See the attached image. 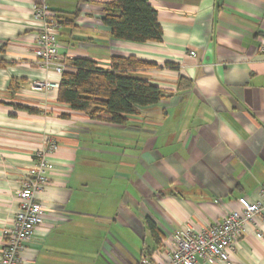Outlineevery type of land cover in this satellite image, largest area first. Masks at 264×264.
Segmentation results:
<instances>
[{"label": "crops", "instance_id": "crops-1", "mask_svg": "<svg viewBox=\"0 0 264 264\" xmlns=\"http://www.w3.org/2000/svg\"><path fill=\"white\" fill-rule=\"evenodd\" d=\"M38 1L0 0V257L21 184L49 140L59 148L37 195L46 215L22 264H140L144 256L167 263L175 232L221 223L239 198L259 194L264 0H149L163 29L162 41L149 43L112 36L102 15L113 0H46L65 61L157 65L138 76L171 96L121 125L71 111L58 90H32L62 77L33 63ZM181 77L191 87L179 90ZM230 261L264 264V215L246 224Z\"/></svg>", "mask_w": 264, "mask_h": 264}, {"label": "built area", "instance_id": "built-area-1", "mask_svg": "<svg viewBox=\"0 0 264 264\" xmlns=\"http://www.w3.org/2000/svg\"><path fill=\"white\" fill-rule=\"evenodd\" d=\"M34 21L40 26V34L33 52V63L44 69H53L61 75L68 70V62L59 54L58 34L60 22L53 15L46 0H39L34 6ZM264 53V39L260 46ZM191 56L196 57L192 52ZM60 81H38L32 90L47 93L59 90ZM58 143L47 142V148L38 154V162L25 176L19 191L20 205L13 223L4 231L0 264H22V252L25 244L32 240L35 231L44 223L45 207L37 195L49 184V173L53 164L48 155L58 151ZM264 215V186L254 198L241 197L236 207L218 224L203 226L198 229L187 227L175 232L171 239V250L167 263H161L154 257L144 256L140 264H198V260L217 259L225 264H232L230 253L233 252L244 233L247 223ZM262 235H259L261 237Z\"/></svg>", "mask_w": 264, "mask_h": 264}, {"label": "trees", "instance_id": "trees-1", "mask_svg": "<svg viewBox=\"0 0 264 264\" xmlns=\"http://www.w3.org/2000/svg\"><path fill=\"white\" fill-rule=\"evenodd\" d=\"M102 20L116 40L149 43L163 39L158 12L149 0H113L105 6ZM156 66L135 57H114L108 67L90 58H75L68 61L69 68L62 74L58 101L91 119L108 114L109 122L124 124L127 115L171 96L170 92L138 76V72ZM189 87L191 82L181 77L178 89Z\"/></svg>", "mask_w": 264, "mask_h": 264}]
</instances>
